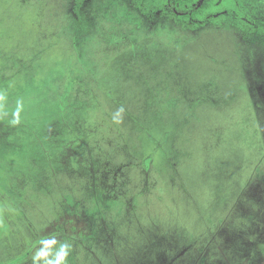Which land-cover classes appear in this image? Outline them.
I'll return each instance as SVG.
<instances>
[{
  "label": "rangeland",
  "instance_id": "rangeland-1",
  "mask_svg": "<svg viewBox=\"0 0 264 264\" xmlns=\"http://www.w3.org/2000/svg\"><path fill=\"white\" fill-rule=\"evenodd\" d=\"M75 2L0 0V264H264V37Z\"/></svg>",
  "mask_w": 264,
  "mask_h": 264
},
{
  "label": "trees",
  "instance_id": "trees-1",
  "mask_svg": "<svg viewBox=\"0 0 264 264\" xmlns=\"http://www.w3.org/2000/svg\"><path fill=\"white\" fill-rule=\"evenodd\" d=\"M219 6L215 5L219 2ZM244 0H185L187 8L182 11L183 17H177L174 12L172 17L180 22L184 29L195 30L206 24H219L227 17H233V26H236L244 33H255L258 36H264V21L254 22L247 14L243 2ZM82 0L76 1V14L81 6ZM133 4L140 13L147 17L154 14L159 8L154 4V0H133ZM221 12V13H220ZM217 14L215 17L214 15ZM80 21L81 18L78 17ZM23 258V257H22ZM18 260V259H17ZM21 260V259H20Z\"/></svg>",
  "mask_w": 264,
  "mask_h": 264
},
{
  "label": "flooded vegetation",
  "instance_id": "flooded-vegetation-1",
  "mask_svg": "<svg viewBox=\"0 0 264 264\" xmlns=\"http://www.w3.org/2000/svg\"><path fill=\"white\" fill-rule=\"evenodd\" d=\"M84 1L85 0H82L81 5L83 4ZM132 3H133V0H132ZM219 3H220V1L217 2L215 5L219 6ZM154 4L156 6H159V8L157 10H155L154 14L150 17H153L154 15L155 16H162V17H164V19L171 20V21H176V18L172 17L173 12L177 17H183L185 15V13L182 10L187 8V4H186L185 0H154ZM134 7H135V5H134ZM75 8H76V2L74 4V14L77 16V19H78V17H80L81 6L78 10V15L76 14ZM136 10L138 11V9H136ZM138 13L142 16H145L144 14L140 13V11H138ZM214 16L216 17L217 14H215ZM150 17H148V18H150ZM177 21H180V20H177ZM178 23H180V22H178ZM221 24H222V22L219 24H216L215 26H220ZM261 37H264V36H261Z\"/></svg>",
  "mask_w": 264,
  "mask_h": 264
}]
</instances>
